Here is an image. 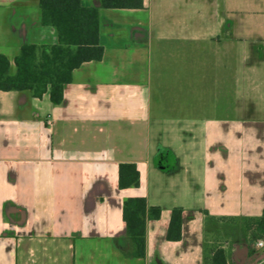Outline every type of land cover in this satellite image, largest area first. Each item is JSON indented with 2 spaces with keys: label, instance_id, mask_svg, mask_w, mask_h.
Returning a JSON list of instances; mask_svg holds the SVG:
<instances>
[{
  "label": "crops",
  "instance_id": "obj_1",
  "mask_svg": "<svg viewBox=\"0 0 264 264\" xmlns=\"http://www.w3.org/2000/svg\"><path fill=\"white\" fill-rule=\"evenodd\" d=\"M98 6L101 60L55 104L0 90V264H264L242 223L264 212V0ZM39 0H0V54L55 44ZM134 163L139 186L120 188ZM161 216L128 257L126 198ZM174 208L182 236L167 239Z\"/></svg>",
  "mask_w": 264,
  "mask_h": 264
},
{
  "label": "trees",
  "instance_id": "obj_2",
  "mask_svg": "<svg viewBox=\"0 0 264 264\" xmlns=\"http://www.w3.org/2000/svg\"><path fill=\"white\" fill-rule=\"evenodd\" d=\"M44 25L53 26L58 33L55 44L25 43L15 56V72H11V61L0 54V90H31L37 98L49 92L53 103L63 100L65 84L72 81L73 71L84 62L101 60L104 47L100 43L99 7H85L81 0H39ZM144 0H101L103 8H142ZM140 175L136 164L121 163L119 186H139ZM182 209L174 208L167 231V239L177 241L182 236ZM161 208H148L143 197L124 200L123 218L127 226L128 239L119 242L121 251L128 257H144L145 233L148 219H158ZM263 232L264 212L253 219ZM212 264H226L225 251L218 248L212 255Z\"/></svg>",
  "mask_w": 264,
  "mask_h": 264
},
{
  "label": "rangeland",
  "instance_id": "obj_3",
  "mask_svg": "<svg viewBox=\"0 0 264 264\" xmlns=\"http://www.w3.org/2000/svg\"><path fill=\"white\" fill-rule=\"evenodd\" d=\"M242 226L246 231V233L249 235V239L251 238L257 239L263 236V232H261V230L258 229L256 221L253 219L243 221Z\"/></svg>",
  "mask_w": 264,
  "mask_h": 264
},
{
  "label": "built area",
  "instance_id": "obj_4",
  "mask_svg": "<svg viewBox=\"0 0 264 264\" xmlns=\"http://www.w3.org/2000/svg\"><path fill=\"white\" fill-rule=\"evenodd\" d=\"M258 250H264V238H251L247 241L245 253L248 256L250 253H254Z\"/></svg>",
  "mask_w": 264,
  "mask_h": 264
}]
</instances>
